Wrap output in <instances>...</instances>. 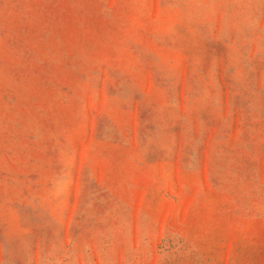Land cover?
I'll return each instance as SVG.
<instances>
[{
  "label": "rangeland",
  "instance_id": "1",
  "mask_svg": "<svg viewBox=\"0 0 264 264\" xmlns=\"http://www.w3.org/2000/svg\"><path fill=\"white\" fill-rule=\"evenodd\" d=\"M0 264H264V0H0Z\"/></svg>",
  "mask_w": 264,
  "mask_h": 264
}]
</instances>
